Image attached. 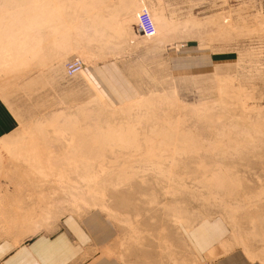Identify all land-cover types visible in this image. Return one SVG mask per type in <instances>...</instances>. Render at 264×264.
I'll return each instance as SVG.
<instances>
[{
  "label": "rangeland",
  "instance_id": "obj_1",
  "mask_svg": "<svg viewBox=\"0 0 264 264\" xmlns=\"http://www.w3.org/2000/svg\"><path fill=\"white\" fill-rule=\"evenodd\" d=\"M16 1L0 0L13 24L0 41L24 58L0 96L19 124L4 139L27 214L45 221L42 229L68 214L105 216L124 242L154 235L160 264H178L179 241L217 223L224 233L207 260L236 249L264 264V0H54L30 20ZM142 8L175 26L163 41L138 35L150 49L128 69L142 84L139 98L114 106L81 86V71L66 77L72 57L85 65L118 54L104 47L137 29ZM190 18L198 22L191 29ZM161 43L201 61L171 75L153 50ZM191 264L200 263L192 256Z\"/></svg>",
  "mask_w": 264,
  "mask_h": 264
},
{
  "label": "crops",
  "instance_id": "obj_2",
  "mask_svg": "<svg viewBox=\"0 0 264 264\" xmlns=\"http://www.w3.org/2000/svg\"><path fill=\"white\" fill-rule=\"evenodd\" d=\"M166 2L172 5V0ZM122 34L124 36L119 46L113 47L111 44L104 47V53L118 54L86 62L80 72L83 81L81 86L92 89L100 99L114 106L129 103L144 92L142 84L133 78L128 69L141 53L150 50L139 45L140 33L135 27L127 28ZM182 46L188 47L189 44ZM153 50L164 55L167 72L171 75L176 70L185 71L184 67L188 63L190 66L191 62L201 61L187 55V50L177 55L175 47H171L170 43L155 45ZM18 125L16 114L0 96V141L14 134ZM12 179L15 183L12 188L18 187L17 193H12V188H3L2 183L0 184V264H160L159 245L155 242L154 235L146 237L141 243L124 242L117 225L94 212L82 216L64 215L52 222L50 229H42L45 221L33 220L31 214H27L32 211L31 208L28 209L30 206L26 208L25 199L19 196L24 183L16 185L15 179ZM16 179L23 180L20 177ZM15 194L19 197L15 199L17 203H12L11 197ZM8 198L9 201L5 204L4 200ZM215 225L203 223L192 234L184 236L183 241H179L180 253L176 258L178 264H191L192 256L200 264H258L251 261L243 251L236 249L218 253L207 260L208 250L219 244L221 234L224 233L219 224ZM209 229L213 231L207 232ZM152 233L154 234V229ZM213 240L216 242L212 243ZM170 244L173 248L172 259H175V239L169 242V249ZM192 244L194 248L191 256Z\"/></svg>",
  "mask_w": 264,
  "mask_h": 264
},
{
  "label": "bare ground",
  "instance_id": "obj_3",
  "mask_svg": "<svg viewBox=\"0 0 264 264\" xmlns=\"http://www.w3.org/2000/svg\"><path fill=\"white\" fill-rule=\"evenodd\" d=\"M33 1H35L36 3H34ZM4 2V1H3ZM54 2V0H18L16 1V7L18 9V12L21 14L23 12L26 13V20L29 19L31 17V14L34 15L35 12H38V11H42V10H45V12L47 10H49V6L50 4L52 5V3ZM129 10V9H128ZM29 12V13H28ZM34 12V13H33ZM2 13V11L0 12ZM28 13V14H27ZM4 14V13H2ZM156 14V13H155ZM162 14V12H161ZM149 15H150V12H149ZM29 17V18H28ZM158 16L156 15L154 17V26H155V33L153 34V36L157 39H160V41L162 39H164V34L163 31H166L165 29H167L169 27V29L171 28L170 26H172V23H170L171 21H168L166 20L165 18H163L162 16L159 15V17L157 18ZM165 17V16H164ZM3 16L0 15V29H5L6 27H11L13 24H9L4 22L3 21ZM150 18L153 19V17L150 16ZM151 19V20H152ZM191 19V18H190ZM228 19V18H227ZM30 20V19H29ZM156 20V21H155ZM158 20V21H157ZM196 20V19H195ZM193 18L191 20H187L186 22H184V27H187L189 26L190 29H191V26L192 25H196V21H195ZM161 23H160V22ZM230 22V21H229ZM213 23V22H212ZM183 24V23H181ZM229 24V23H228ZM227 24V25H228ZM260 24V23H259ZM179 25V24H177ZM219 25V24H218ZM226 25V26H227ZM24 26V25H23ZM173 26H175V22L173 23ZM212 26V25H211ZM22 27V23L20 25V29ZM193 27V26H192ZM228 28H230V26H227ZM232 27V26H231ZM23 28V27H22ZM178 28V27H177ZM181 28V27H180ZM172 29V28H171ZM176 29V27H175ZM222 29V28H220ZM219 29V30H220ZM182 30V29H181ZM189 30V29H188ZM194 30V29H193ZM28 34V32H26ZM24 33V34H26ZM222 33V32H221ZM19 34V33H18ZM3 35L5 36H9V37H12L14 36V34L10 35V33L8 34L7 32L6 33H3ZM22 35V33H21ZM23 36V35H22ZM21 36V37H22ZM13 38V37H12ZM163 41V40H162ZM7 42H12V41H8ZM8 43V45L10 44ZM4 41H0V82H2V80L6 77H8L10 75V70L14 67H17V64H16V60H18L20 57L21 58H24V55H19L18 52L19 49H16L13 50L10 49V48H7ZM20 56V57H19ZM169 97V96H168ZM175 99V98H173ZM175 102V101H174ZM170 103V102H169ZM168 104V103H167ZM52 118V117H51ZM53 119V118H52ZM55 119V118H54ZM53 119V120H54ZM77 120V119H76ZM47 122V121H46ZM52 122L51 120L49 121V123ZM35 123V122H34ZM48 123V122H47ZM130 123V122H129ZM46 125V124H45ZM123 127V126H122ZM111 130V129H110ZM25 139V138H24ZM0 142H3L2 144H0V175H3L5 180L4 182L2 183V187L3 188H9L10 187V181H11V173H12V167L9 165L10 162H12L13 164V161H12V155L14 154V151L13 153H11L8 149V142L7 140H4V141H0ZM153 148V147H152ZM154 151V150H153ZM11 160V161H10ZM14 161H17V160H14ZM18 162V161H17ZM98 168V167H97ZM102 168V167H100ZM100 168H98L100 170ZM89 171V170H88ZM104 171V170H102ZM95 172V171H94ZM101 172V171H100ZM94 175V174H93ZM96 176V174H95ZM2 177V176H1ZM67 182V181H66ZM65 183V182H64ZM89 183V182H88ZM93 183V182H92ZM87 184V183H86ZM65 185V184H64ZM88 185V184H87ZM67 186V185H66ZM89 186V185H88ZM9 201V198L7 200H4V203L7 204V202ZM37 211V210H36ZM37 213V212H35ZM27 217V216H26Z\"/></svg>",
  "mask_w": 264,
  "mask_h": 264
},
{
  "label": "built area",
  "instance_id": "obj_4",
  "mask_svg": "<svg viewBox=\"0 0 264 264\" xmlns=\"http://www.w3.org/2000/svg\"><path fill=\"white\" fill-rule=\"evenodd\" d=\"M136 26L138 32L146 38L153 36L155 33L154 23L151 20L149 12L146 8H142L139 11ZM83 65L84 63L80 57H72L66 61L64 65L65 75L67 77H73L82 70Z\"/></svg>",
  "mask_w": 264,
  "mask_h": 264
}]
</instances>
